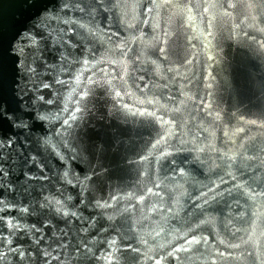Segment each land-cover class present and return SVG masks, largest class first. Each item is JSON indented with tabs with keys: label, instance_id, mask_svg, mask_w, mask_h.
<instances>
[{
	"label": "water",
	"instance_id": "water-1",
	"mask_svg": "<svg viewBox=\"0 0 264 264\" xmlns=\"http://www.w3.org/2000/svg\"><path fill=\"white\" fill-rule=\"evenodd\" d=\"M0 264H264V0H0Z\"/></svg>",
	"mask_w": 264,
	"mask_h": 264
}]
</instances>
